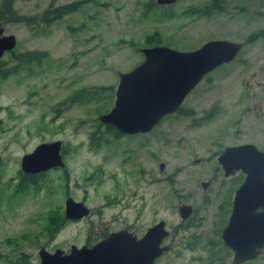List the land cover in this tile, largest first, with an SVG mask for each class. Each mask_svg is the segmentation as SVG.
Instances as JSON below:
<instances>
[{"label":"rangeland","instance_id":"rangeland-1","mask_svg":"<svg viewBox=\"0 0 264 264\" xmlns=\"http://www.w3.org/2000/svg\"><path fill=\"white\" fill-rule=\"evenodd\" d=\"M75 1L81 5L74 12L41 23L48 7ZM144 1L13 0V16L1 12L0 26L14 36L16 54L46 55L16 67L10 54L1 56L0 67L13 71L0 77V264H37L40 247L67 252L70 245L100 240L123 227L139 236L159 220L168 231L163 242L169 249L153 264H211L209 247L213 260L219 256L212 264L221 258L227 264L214 229L217 213L228 208L222 202L230 196V183L214 166L222 147L245 142L260 147L264 141V40L257 35L264 27V0H218L220 10L207 16L194 15L189 7L209 0H177L145 11ZM2 5L0 0V11ZM210 39L242 47L147 133L115 138L102 132L94 136L98 141L90 139L97 116L112 106L108 89L98 101L62 104L74 90H114L117 73L142 61L140 48L189 51ZM55 140L64 150V166L41 172L35 181L43 187L15 191L21 154ZM206 180L203 190L199 183ZM65 197L90 213L66 223ZM183 203L194 212L182 222L176 207ZM246 264H264V252Z\"/></svg>","mask_w":264,"mask_h":264},{"label":"water","instance_id":"water-1","mask_svg":"<svg viewBox=\"0 0 264 264\" xmlns=\"http://www.w3.org/2000/svg\"><path fill=\"white\" fill-rule=\"evenodd\" d=\"M174 1L156 0L165 4ZM14 45V36L4 34L0 26V57ZM240 48V42L227 39H210L189 51L164 45L141 48L142 61L117 74L112 106L97 116L98 122L124 134L149 131L161 117L179 107L205 74L230 61ZM60 146V140L37 144L22 156V172L34 174L62 168ZM217 161L225 176L235 171L244 175L234 191L228 221L220 235L232 251L231 264H238L252 259L264 244V153L251 144L227 146ZM63 209L64 217L69 220L85 217L89 211L70 197L65 198ZM177 210L181 219L192 211L186 204ZM166 236L164 222L159 220L139 238L120 229L109 232L90 247L70 245L67 252L59 248L50 252L40 247L37 264H153L168 249L167 245L161 246Z\"/></svg>","mask_w":264,"mask_h":264},{"label":"flooded vegetation","instance_id":"flooded-vegetation-1","mask_svg":"<svg viewBox=\"0 0 264 264\" xmlns=\"http://www.w3.org/2000/svg\"><path fill=\"white\" fill-rule=\"evenodd\" d=\"M175 1H177V0H175ZM175 1L174 2H172V3H169V4H165V3H157L156 2V0H146V1H144L143 2V4H142V6H143V9H144V11L145 10H150V8H155V7H153L152 5H154V6H157V7H167V6H170L171 4H173V3H175ZM75 2H78V1H75ZM68 3H71V2H68ZM68 3H65V4H68ZM79 3V2H78ZM79 5H81V3H79ZM190 9H191V11L193 12V10H197V9H200L199 7H197V6H195L194 8L193 7H189ZM188 9V8H187ZM194 15H197L198 16V14L197 13H194ZM263 30H264V27H263V29L260 31V32H258V36H260L263 40H264V34H263ZM249 38H247L246 40H248ZM241 43V42H240ZM241 47H242V43H241ZM141 49V48H140ZM139 49V50H140ZM241 49V48H240ZM239 49V50H240ZM239 52V51H238ZM237 52V53H238ZM6 53H8V54H10V56H9V58L14 62V67H16L17 65H19V62H17V61H15L14 60V58L16 57V55H18V54H22V53H15V52H12L11 50H9V51H4L3 53H2V55L3 54H6ZM236 53V54H237ZM235 54V55H236ZM1 55V56H2ZM235 57V56H234ZM233 57V58H234ZM232 58V59H233ZM232 59L230 60V61H232ZM230 61H228V62H230ZM2 63H4L3 61H2V57H0V65L2 64ZM38 63V62H37ZM227 63V62H226ZM222 64H225V63H222ZM222 64H220V65H222ZM219 65V66H220ZM219 66H217V67H219ZM216 67V68H217ZM216 68H214V69H216ZM213 69V70H214ZM4 71H13V67H11V68H9L8 70H5V69H2L1 67H0V74H1V72H4ZM212 71V70H211ZM210 71V72H211ZM209 73V72H208ZM118 74V73H117ZM206 75V74H205ZM117 80H118V76H117ZM197 85V84H196ZM196 86H194L193 88H195ZM192 88V89H193ZM191 89V90H192ZM191 90L188 92V93H190L191 92ZM187 93V94H188ZM186 94V95H187ZM113 95H114V90L112 89V98H113ZM185 95V96H186ZM185 98V97H184ZM179 110V107H177V109L175 110V111H173V112H177ZM107 112V111H106ZM173 112H171V113H173ZM104 113V112H103ZM171 113H168V114H171ZM168 114H166V115H168ZM166 115H164V116H166ZM163 116V117H164ZM163 117H161V118H163ZM160 118V119H161ZM160 119L157 121V122H159L160 121ZM98 123H100V122H98ZM98 123H97V125L95 126V129L92 131V132H90V139L92 140L93 138H94V136L95 135H97V133L98 134H101L102 132H107V134H112L113 135V137H127V136H133V135H136V134H144V133H147V132H149L152 128H153V126L151 127V129L149 130V131H147V132H143V133H140V132H138V133H133V134H124V133H120L119 131H117L113 126H111V125H108V124H102V123H100L101 124V127H103V130H100L101 128H99L100 126L98 125ZM157 124V123H156ZM155 124V125H156ZM104 126H111L115 131H116V133L115 132H110V131H106V130H104ZM261 131H263L262 132V136L261 137H264V128H261ZM103 134V133H102ZM96 138V140L98 141V139H99V137L97 136V137H95ZM94 138V139H95ZM241 144H251V145H253L256 149H258L259 151H261V152H263L264 153V141L261 143V146L260 147H258L255 143H252V142H245V143H241ZM96 145L98 146V143H96ZM236 145H240V144H236ZM229 146H235V145H229ZM225 147H227V146H224V147H222L218 152H216V164H217V166L215 165L214 167H216V169H218L219 170V172L221 171V174H222V176L224 177V178H226V179H228L229 180V183H230V185H229V194H230V196H229V198H226L225 200H224V202H222V203H225V204H227V206H228V208L227 209H224V212H218L217 214L219 215L218 216V220H217V223H216V228L214 229V231H215V233H216V237H217V242H218V244L222 247V249L223 250H225L227 253H228V256H229V259H228V262H227V264H231V260H232V256H233V254H232V251L227 247V246H225L224 245V243H223V241H222V239H221V237H220V235H221V230L223 229V227L227 224V221H228V217H229V214H230V211H231V206H232V198H233V194H234V191L236 190V188L238 187V185L242 182V180H243V178H244V175L241 173V172H239V171H235V172H233L232 174H229V175H224V173H223V170H222V168H221V166L219 165V163H218V161H217V158H218V156L220 155V153L222 152V150H223V148H225ZM59 152H60V154H61V157L63 158V152H64V150L62 149V147L60 146V150H59ZM28 152H25V153H23V154H21V156L18 158V160H17V164H18V168L21 170V168H20V161H21V158H22V156L24 155V154H27ZM2 162H3V160H2V158H1V156H0V165L2 164ZM17 164H16V166H17ZM64 164V163H63ZM158 168L160 169V170H162V164H159L158 165ZM22 171V170H21ZM20 180H22V178L20 179V178H18V182L16 183V184H18V183H21L22 184V182H20ZM200 186H201V188L203 189V190H205L207 187H208V185H209V181L208 180H206V181H201L200 183ZM66 198V197H65ZM65 200V199H64ZM184 204H186V203H183V204H180V205H178L177 207H176V209H178V207L179 206H181V205H184ZM186 205H189V204H186ZM190 206V205H189ZM191 207V213L189 214V216L188 217H186L185 219H181L180 217V221H187V219L190 217V215L194 212V209H193V207L192 206H190ZM89 211H88V214L90 213V209H88ZM177 213H178V210H177ZM179 216V215H178ZM64 219H65V221H66V223L67 222H76L77 220H69V219H66L65 217H64ZM154 224V223H153ZM151 226V225H150ZM164 227H165V224H164ZM123 229H125L126 231H128V232H130V229L128 228V227H123ZM166 229V228H165ZM167 230V229H166ZM117 231V230H116ZM145 231V230H144ZM105 232V231H104ZM112 232V231H111ZM131 233H133L134 235L136 234L135 232H131ZM108 233H106L105 232V234L103 233V234H101V236H100V238H103V237H105L106 235H107ZM167 234H168V231H167ZM142 234H140L139 236H137V234L135 235L136 236V238H139L140 236H141ZM165 239V238H164ZM164 239L162 240V242H161V246L162 245H167L168 246V249H169V245L168 244H164ZM99 239H97V240H95L94 242H90L91 240H86L82 245H85L86 247H90L91 245H93L96 241H98ZM211 241H209V240H207V242H206V245H208L209 243H210ZM167 249V250H168ZM166 250V251H167ZM208 251H209V254H208V256H207V262L208 263H214L218 258H219V256H218V254L217 255H215L214 256V260H213V253L215 252V250H214V247L213 248H211V247H209L208 249H207ZM262 252H264V244L262 245V247L259 249V252L252 258V259H248V260H245V261H243V262H241V263H238V264H246V263H248V262H250V261H252V260H254V259H256ZM210 255V256H209ZM155 261V260H154ZM219 264H224L223 263V258H221L220 259V263Z\"/></svg>","mask_w":264,"mask_h":264},{"label":"trees","instance_id":"trees-1","mask_svg":"<svg viewBox=\"0 0 264 264\" xmlns=\"http://www.w3.org/2000/svg\"><path fill=\"white\" fill-rule=\"evenodd\" d=\"M13 0H2V10L0 11V16L3 14L1 12H4V15L6 13L11 14L13 16V12L10 10V4ZM79 6L78 2H71L68 4H63V5H58L55 7H48L45 9L41 15H40V21L44 25H49L52 21L54 20H59L61 19L64 15H67L71 12H74L77 7ZM200 9L193 10V12L197 13L199 16H207L212 12H216L220 10V4L218 0H209L208 3H205L201 6H199ZM3 15V16H4ZM17 20H22L23 18L21 16H16ZM14 52V50H11ZM45 52L43 51H31L27 53H22L16 55L14 58L15 61L21 63V64H28L31 62H40V60L45 57ZM11 73V71H4L1 72L0 77H4L5 75H8ZM108 89L110 92V99H112V88H109L107 86H97V87H92L89 89H79V90H74L67 96L62 104L64 108H67L69 105L73 104H79V103H87L88 101H98L101 99L103 92ZM99 126H101L100 123H98ZM104 130L110 131V132H115L116 131L111 127V126H104ZM41 173H36V174H28V173H21L19 171V178L21 183H18L15 185V191L17 192H23L26 191L31 185H34V189H39L40 187H43V184L38 185L35 181V179L40 175ZM54 218L56 219L57 223L59 224L60 221H62V218L60 215L57 213ZM52 221V218H50V222Z\"/></svg>","mask_w":264,"mask_h":264}]
</instances>
